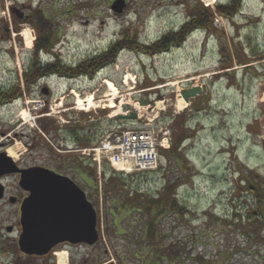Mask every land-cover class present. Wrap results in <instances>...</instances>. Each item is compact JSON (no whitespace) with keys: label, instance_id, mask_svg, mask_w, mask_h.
Returning a JSON list of instances; mask_svg holds the SVG:
<instances>
[{"label":"rangeland","instance_id":"374dc122","mask_svg":"<svg viewBox=\"0 0 264 264\" xmlns=\"http://www.w3.org/2000/svg\"><path fill=\"white\" fill-rule=\"evenodd\" d=\"M114 1L0 0L7 12L0 10V87L14 84L18 73L23 92L18 104L0 107L1 149H13L14 157L22 158L44 143L49 147L44 153L52 154L64 174L90 196L100 236L93 247L61 249L69 253V264H141L145 256L135 255L134 242L140 229H113L110 224L102 195L103 173L113 171L106 153H100L97 162V155L81 148L99 145L111 129L169 131L167 135L179 147L169 156L160 153L156 170L130 174L132 189L149 195L157 193L165 181H181L177 191L189 213L162 221L161 245L188 244L198 262L187 258L185 264H264V103L259 98L264 90V0H244L242 10L231 18L217 12V3L228 0H199L211 9L213 28L194 30L182 45L155 55L126 46V37H136L143 44L156 42L189 22L197 0H126L122 13L111 8ZM18 3L31 6L36 23L51 30L47 40L58 42L55 50L69 67L98 56L119 40L124 48H118L115 57L93 75L50 76L46 81L50 94L43 92L42 83L27 87L25 73L39 62L35 50L46 33L35 32L28 24L18 45L16 31L10 40L2 38L7 9ZM27 31L32 34L31 44ZM41 55L44 62L49 59ZM126 76L132 82L125 84ZM106 79L118 88L117 102H138L144 107L138 112L132 106L137 119L121 120L118 109L108 107ZM194 85H206L207 90L186 102L181 90ZM90 94L95 95L94 107L78 109L77 95L86 99ZM48 100L51 114L42 115L36 105ZM140 100H148V105ZM24 109L35 120L27 123L21 115ZM78 125L85 128L89 145L76 146L70 138ZM94 135L98 138L93 139ZM185 135L189 138L184 139ZM70 149L78 151L67 152ZM3 261L0 257V264L9 263ZM54 263L47 259L35 264Z\"/></svg>","mask_w":264,"mask_h":264},{"label":"trees","instance_id":"16d2710c","mask_svg":"<svg viewBox=\"0 0 264 264\" xmlns=\"http://www.w3.org/2000/svg\"><path fill=\"white\" fill-rule=\"evenodd\" d=\"M243 1L244 0H228L226 3L219 2L217 3V12L226 18H231L242 10L241 6ZM192 8L193 11H191L192 13L189 22L184 24L179 30L164 34L159 40L150 45L141 43L136 37L130 38L127 36L129 34V32H127L126 41H128V43L126 46L131 47L134 50L155 55L166 52L174 46L182 45V43L187 40L189 33L194 30H211L214 23L211 9L204 6L199 0L196 1V5H193ZM48 31L47 28L43 30V32L46 33V43L38 45L35 50L37 53L38 50L41 49L51 50L54 46V44H51L47 40L50 38L49 35L51 34V30ZM118 48H124L123 42L120 40L119 42L117 41L114 43L110 49L98 55V57H90L86 62H80L77 67H69L67 72L65 71L64 73L57 71L58 69H52L50 71L47 68L40 66L39 63H34L29 71H26L25 73L26 86L29 87L31 83L34 81L36 82L38 78L45 74L57 73L70 77H75L76 75L82 76L84 74L93 75L98 69L105 66L110 58L112 59L115 57V51L118 50ZM17 94L18 98L23 94L19 85ZM170 120L175 121L173 118ZM44 129H46L45 126ZM183 132H188V130H183ZM87 135L88 134L85 133L83 136L82 144H90L89 142L91 139L88 138ZM95 138H98L97 135H94L93 139ZM186 138L188 139L189 136L185 135L184 139ZM177 147H179V142H174L172 149L168 152H164V154L169 156L168 153L172 150H176ZM170 163H172L171 160ZM103 174L104 181L102 183V195L105 198L106 206L109 208L108 215L112 221L110 224L113 229H140L136 237L137 240L134 242H136L137 246L135 248V255L139 253L145 256V259L142 257L144 262L141 264H164V262H169L168 260H164L163 255L165 254L173 261V259H175L174 252L176 247L170 245V247L163 248L161 245V242L164 239L162 221L173 216L185 217L189 213L188 208L181 203L178 195L177 190L181 181H165L163 187L159 189L157 193L149 195L148 192L146 193L141 192L139 189H132L130 183L131 175H126L114 170ZM93 177L95 180V196L98 200L100 193L97 183V174L95 172H93ZM132 223L136 225L135 228L131 227ZM121 230L120 232H123ZM181 251V263L185 264V259L192 258L189 245L182 243Z\"/></svg>","mask_w":264,"mask_h":264},{"label":"flooded vegetation","instance_id":"af4514ba","mask_svg":"<svg viewBox=\"0 0 264 264\" xmlns=\"http://www.w3.org/2000/svg\"><path fill=\"white\" fill-rule=\"evenodd\" d=\"M6 6L1 4L0 10H3V12H6ZM8 10L9 18L5 17L1 25V30L3 31L4 37H2L4 40L7 38L10 40L9 37H11L12 32H17V38H15V41L18 45L21 43L20 36H23V27L25 25L31 24L33 25V30L35 32L41 33V30H43V24L36 23L35 21V10L32 9L31 6H28L26 4L18 3L11 6ZM7 16V15H6ZM43 36V35H42ZM1 42V41H0ZM46 43L45 40L41 37L38 39L37 44L42 45ZM58 42L54 43L56 46ZM46 50V49H45ZM60 52V51H59ZM10 53L12 55V50H10ZM18 54V52H17ZM49 56V59L47 61L42 60V56L38 57V63L40 66H43L47 68L48 70L52 69H58L57 71L65 72L67 71V68L69 65L64 62L63 57L61 53H58L56 50L45 53ZM49 67V68H48ZM16 73L18 72V56H17V67H16ZM13 73V72H12ZM49 74H45L38 78L36 82L34 81L31 83L34 87L38 84L42 83L41 87L43 90L49 89V83L46 82L49 78ZM18 73H17V80L14 84L8 86V87H0V107L7 106V105H13L18 104ZM50 94V92L48 93ZM44 102V107L41 109V113H48L49 110V103ZM48 103V104H47ZM44 126V125H43ZM77 126V125H76ZM46 127V126H45ZM78 129H74L73 137H70L76 146L83 145L82 143V136L85 133V128L83 126L78 125ZM48 129V127H47ZM39 144L42 146H37V151H34L33 154L29 157H22V158H15L12 157L8 153V149H1L0 145V257L1 259H4L5 263H11V264H35L36 262H44L47 259L52 262H58L56 261L57 255L56 253L60 251L61 249L65 248H73V247H91L86 245L85 243H71L69 241L63 242L52 248L47 254L43 255H37V254H28L26 252H23L20 248L19 239L22 234L23 226H22V204L24 200L29 196V191L23 188L21 185V178L22 173L20 170H27L31 168H40V169H47L52 170L58 174L66 175L64 172L60 169L59 165L60 162L56 160V158H51L52 154L49 155V153H44L47 148H49L47 145L45 146L44 143L39 142ZM78 151V149H70L67 150V152H74ZM81 158V157H80ZM53 159V160H52ZM61 166V165H60ZM11 171H9V170ZM170 245H174L175 248V259L173 261L165 254L163 255L164 260H168L171 264H182L181 259V246L182 243L180 242H172L169 243V245L163 246V248L170 247ZM194 250L191 252L192 260L197 263V255L193 253ZM3 261V262H4ZM31 262V263H29ZM8 263V264H9ZM55 264V263H54ZM58 264V263H57ZM165 264V262H164Z\"/></svg>","mask_w":264,"mask_h":264},{"label":"water","instance_id":"95a60500","mask_svg":"<svg viewBox=\"0 0 264 264\" xmlns=\"http://www.w3.org/2000/svg\"><path fill=\"white\" fill-rule=\"evenodd\" d=\"M126 6V0H115L111 8L116 13H122ZM205 90L206 85H194L183 89L181 95L186 102H190L191 98L201 95ZM139 102L148 105V100ZM122 110L130 113L120 115L121 120L138 118V113L131 105L124 104ZM20 171L21 185L30 193L21 209L23 230L19 244L23 252L43 255L66 241L88 245L98 241L96 209L85 191L71 178L40 168Z\"/></svg>","mask_w":264,"mask_h":264},{"label":"built area","instance_id":"2783aa9c","mask_svg":"<svg viewBox=\"0 0 264 264\" xmlns=\"http://www.w3.org/2000/svg\"><path fill=\"white\" fill-rule=\"evenodd\" d=\"M168 131L156 133L153 128L126 130L109 135L101 153H106L108 159L118 168L126 171L154 169L158 165V148H170L171 138ZM170 139L165 145L164 136Z\"/></svg>","mask_w":264,"mask_h":264},{"label":"bare ground","instance_id":"6f19581e","mask_svg":"<svg viewBox=\"0 0 264 264\" xmlns=\"http://www.w3.org/2000/svg\"><path fill=\"white\" fill-rule=\"evenodd\" d=\"M211 1H214V0H211ZM25 37L27 39V41L29 42V44H31V42L33 41L32 40V34L30 31H27L25 33ZM125 84H128L129 82H132V79L129 77V76H126V79H125ZM105 85L107 86V89H108V93H107V96L108 97V107L109 108H112V109H118V114L121 113L122 114V105L125 104L124 101H120V102H117V99H118V88L117 86L114 84V82L110 79H106L104 81ZM260 101L262 103H264V90H262L260 92ZM77 104L80 106L78 109L80 110H89L90 111V108H93L94 107V103L96 101L95 99V95L94 94H90L88 95V98L86 99H83L81 98L80 96L77 95ZM88 102V104H86ZM129 104V103H128ZM138 112H140V110H143L144 107H141L139 105L138 102H132L130 103ZM155 109H159V105H157L155 107ZM22 117L27 121V123H29L30 121H32L34 118L30 115V113L28 111H26L25 109L22 111ZM264 120V118H263ZM170 140V139H169ZM168 139H165L163 140L164 143H166L165 145H168L170 143ZM161 150H164L163 148H161ZM8 153L14 157V150L13 149H10L8 151ZM57 255V258H58V264H69L68 262V258H69V253L66 251V250H60L56 253Z\"/></svg>","mask_w":264,"mask_h":264}]
</instances>
